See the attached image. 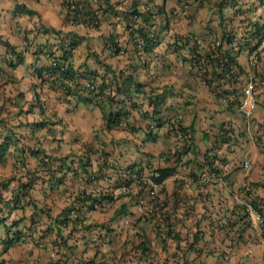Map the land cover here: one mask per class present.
I'll use <instances>...</instances> for the list:
<instances>
[{
    "label": "crops",
    "instance_id": "0c3cea01",
    "mask_svg": "<svg viewBox=\"0 0 264 264\" xmlns=\"http://www.w3.org/2000/svg\"><path fill=\"white\" fill-rule=\"evenodd\" d=\"M108 1L117 4L119 11L132 3L140 12L148 8L159 11L156 24L160 27L167 21L161 44L151 56L135 45L138 40L123 22L112 24L111 19L103 18L98 29L73 26L65 22L62 0H0V41L24 55L22 64L9 68L10 53L0 42V147L4 151L0 159V219H5L0 222V261L264 264V222L255 230L244 213V203H252L264 217V87H258V105L247 122L235 107L218 101L222 93L213 90L210 94L209 87L187 74L190 48L183 42L197 41L204 47L219 30L240 34L245 27L260 26L264 0H227L230 4L220 12L214 7L219 0H204L201 8L194 0ZM19 5L34 15L20 13ZM45 28L84 37L73 53L75 67L86 65L99 75L104 73L102 64L116 73L134 69L132 75L146 85V97L165 92L163 119L172 121L180 116L182 127L191 131L192 146L180 148L168 137L166 126L154 130L155 142L145 140V128L152 121L140 113L151 107L141 94L135 99L140 113L139 109L133 111L130 125L140 131L106 132L97 107L78 104L72 109L74 102L63 104L59 93L40 87L34 68L48 61L33 52L41 45L58 42L53 34H44ZM111 33L120 35L118 42L124 48L118 56L104 48V38ZM176 47L182 48L175 51ZM232 52L245 67V46L240 43ZM260 69L264 71L263 60ZM240 85L242 82L236 86ZM37 123L43 126L37 127ZM227 127L228 136L224 137L220 132ZM14 138L15 145H5L6 139ZM43 154L67 158L66 164L50 162L47 169L41 164ZM85 157L90 158L91 171L96 172L100 165L98 173L103 174L91 184L79 166ZM246 163L248 170L243 169ZM157 168L175 169L160 190L171 208L164 225L139 219L134 202L127 197L103 202L99 210L79 209L83 196L104 195L130 173L140 170L146 174ZM48 171L60 183L51 181ZM10 178L14 180L6 183ZM22 184L27 185L23 190L26 196L12 209L10 200L22 190ZM122 204L128 214L115 218L114 212ZM68 206L78 208L84 216L83 228L77 224L72 230V224L65 228L55 222ZM14 221H20L18 229L26 232V238L2 254L6 227Z\"/></svg>",
    "mask_w": 264,
    "mask_h": 264
},
{
    "label": "trees",
    "instance_id": "16d2710c",
    "mask_svg": "<svg viewBox=\"0 0 264 264\" xmlns=\"http://www.w3.org/2000/svg\"><path fill=\"white\" fill-rule=\"evenodd\" d=\"M73 1H75L74 4H72ZM92 1L93 0H62V5L64 8L63 10L65 12V22L73 26H82L84 24L89 25L90 29H98L103 18H107V20L111 19L112 24H115L118 22H115L112 19L117 17L119 18V22H123L125 24L129 34L133 35L135 40H138V43H135V45L141 48L145 55L151 56L154 52V49L161 44L160 36L161 33L166 29L168 23L166 20H164V25L161 27L156 24L157 14L159 11H151V9L148 8L145 11L140 12L135 3H132L124 11H119L116 9L117 4L112 5L108 0H97V4L95 6L93 5ZM194 1L197 3L198 8L203 6L204 0ZM71 4L73 6L72 10L70 9ZM228 4L230 3H227V0H219L215 3L214 7L218 12H220L221 8ZM262 4V1H260V5ZM16 8L19 9L18 11L20 13L34 15L32 11L25 9L24 6L19 5ZM173 14L176 15L177 12H174ZM93 18L97 19L96 24H92ZM253 25V27H245L244 30L242 29L240 35L242 36L243 41L248 39L250 41L254 40L260 43L264 37V22L261 23L260 26H258V24ZM42 31L44 34H53L57 38L58 42L41 45L33 52L34 56L42 55L48 61L47 65L34 68V76L38 80L40 87L46 86L47 89L59 93L60 102L63 104L71 105V103L74 102L72 109H74L78 104L92 105L97 107L100 110L103 121L102 129L106 132L111 130H130L131 132L140 131L139 127L136 129L130 125H132L135 118L132 115L133 111L139 109L140 113V105L135 99L137 98L138 94H141L142 98L146 99L147 105L151 107L149 111L140 113L143 117L149 118L152 121L145 128V140L148 142H155L157 135L154 133V130L166 126L168 137L171 138L169 134L170 130L174 132L173 134H175L176 137L171 139L174 142H177L178 145H180V148L183 147L187 149L188 147L192 146V138L190 135L191 131H186L187 129L182 127L180 116L176 117L172 121H169L170 119L168 118L167 120L163 119V111L165 109L163 103L167 96L165 92H162L159 95H149L146 97L144 90L146 85L138 82L135 79V77L132 75L134 69H130L128 72L120 71L116 73L110 66L102 64L104 73L99 75L96 71L86 67V65L75 67L73 63V53L83 42L84 37L74 32H63L55 29L45 28ZM230 34H233L231 30L229 33H227V35ZM119 37L120 35L118 33H111L109 36L104 38V48H107L111 56H118L124 52V48L118 42ZM0 42L10 53V61L8 62L9 68L14 69L23 63V52L16 51L15 48L7 42ZM181 48L176 47L174 50L178 51ZM198 51L199 46L194 43L193 46H191L190 55H194ZM223 52L228 57H232V59L237 62L236 57L233 56L234 54L231 48H228ZM209 58H211V56ZM213 62H215L214 59H212V63ZM144 64L142 65L143 67ZM198 84L201 85L199 82ZM121 124H124L125 126L122 128L120 127ZM38 126L42 127L43 123H37V127ZM221 133L222 132H220V134ZM187 134L188 138L183 139L181 137V135L184 137ZM6 140V146L16 144L15 138L12 140ZM2 151L3 150L0 147V159L2 158ZM103 156H105V154H102V157ZM45 159H47V162ZM40 160L42 166L47 167L48 169L50 162H58L59 164L65 165L67 158L60 157L53 159L51 156L43 154L40 156ZM99 160L102 161V158L99 157ZM98 164H100V161H98L97 165ZM79 166L84 174V179L90 184L95 180H99L103 176V174L98 173L101 171L100 165L96 172L90 170L92 168V164L89 157H85L84 160L81 159L79 161ZM66 167L69 168V165H66ZM153 172H157L159 175L154 179V183L161 184L175 172V169L157 168L153 169ZM48 174L51 181L55 180V183H60V180L54 178L49 173V171ZM134 175L139 177L143 174H141L140 170H137L135 173H130L129 176L121 179L119 186L123 184H130L131 178ZM13 180L14 178H10L6 181V183H9ZM26 187L27 185L22 184L20 187L22 190L20 189L21 191L14 195V197H12L10 200L12 209H16L19 205H21L20 197L26 196V193L23 192ZM142 191V188L138 190L140 194ZM113 200L114 198L108 194H100L98 196H83L82 201L84 203L80 205L79 209L81 211H94L95 204H100L102 208L103 202L111 203ZM133 200L134 199L132 198L130 199L132 202ZM76 201H78V199L75 200V202ZM72 212H74V215H72ZM126 214H128L126 205L122 204L121 207H119L114 212V217L116 218ZM84 221V216L79 213L78 208L75 209L73 206H68L63 209L55 219V222L58 225H63L65 228H67L68 224H72V230L74 225L77 224L83 228ZM0 222L4 223L5 219H0ZM19 223L20 221H14L6 227L7 235L1 243L2 254H5L11 247L17 245L18 243H22L25 240L26 232L18 229ZM88 227L89 226H86L85 228ZM61 241L65 244V241L62 237ZM145 252L146 251H141V253ZM2 263L3 262L0 261V264ZM85 264H93V261L86 262Z\"/></svg>",
    "mask_w": 264,
    "mask_h": 264
},
{
    "label": "built area",
    "instance_id": "2783aa9c",
    "mask_svg": "<svg viewBox=\"0 0 264 264\" xmlns=\"http://www.w3.org/2000/svg\"><path fill=\"white\" fill-rule=\"evenodd\" d=\"M93 5L97 4V0H93ZM75 1L72 2L74 4ZM71 4L70 9H73ZM119 21V18L112 19ZM97 19L93 18L96 24ZM89 28V25H82ZM230 29L225 31L219 30L218 34L206 45L200 46L197 41L183 42L191 49L194 43L199 46V51L194 55H189L186 61V70L204 87H209L210 94L214 91L222 93L218 101L226 106L235 107L241 116L247 121H251L258 105L257 90L258 87H264V71L260 69V63L264 61V38L259 43L257 41H243L241 35L231 30L233 34L227 35ZM226 40V41H225ZM246 48L245 67L240 66L232 57L224 54V50L228 48H237L239 44ZM211 56V58H209ZM212 59L215 62L212 63ZM238 82H242L239 87ZM238 87L240 91L235 92ZM121 124L120 127H124ZM170 130V128H169ZM227 127L222 131V135L227 137ZM169 131L170 137L175 138L176 135ZM188 138V134L183 137ZM47 162V159H45ZM243 169L248 170L249 165H243ZM159 175L153 170L149 171L145 176L133 177L131 184H123L117 186L109 195L112 197L117 195H130L134 193L136 186L144 187L141 194L135 193V202L137 212L143 220L151 219L154 223H163L165 218L171 216V208L168 202L160 195L161 184L154 183V179ZM191 183V182H190ZM98 205L95 204L94 208ZM244 213L251 226L255 230L259 224L263 222L261 212L250 203H244Z\"/></svg>",
    "mask_w": 264,
    "mask_h": 264
},
{
    "label": "clouds",
    "instance_id": "9594fccd",
    "mask_svg": "<svg viewBox=\"0 0 264 264\" xmlns=\"http://www.w3.org/2000/svg\"><path fill=\"white\" fill-rule=\"evenodd\" d=\"M264 38V37H263ZM151 171V170H150ZM147 174V173H146ZM146 174H143V175H141V176H139V177H142V176H145ZM133 177H136L135 175L133 176ZM133 177L131 178V182L133 181ZM131 182H130V184H131ZM162 184L163 183H161V187H162ZM119 186V185H118ZM140 188H144V187H140L139 185L138 186H136L135 187V189H134V193L133 194H130V195H117V196H114L113 198H114V200L113 201H115L116 199H118V198H120V197H127V198H129V199H134L133 200V202H134V205H135V207H136V202H135V193L136 194H140L139 192H138V190L140 189ZM161 190V189H160ZM143 192V191H142ZM141 192V193H142ZM109 193L110 192H106V193H104V195H109ZM161 195V194H160ZM162 196V195H161ZM163 197V196H162ZM164 198V197H163ZM165 199V198H164ZM166 200V199H165ZM104 203H106V204H108V202H104ZM250 204H252V203H250ZM98 205V207L97 208H94L95 210H99L100 208H101V205L100 204H97ZM253 206H255L254 204H252ZM260 211V210H259ZM136 214H137V216H138V218L139 219H141V220H143L140 216H139V214H138V212H137V207H136ZM72 215H74V212H72ZM262 215V214H261ZM143 221H151L153 224H155V225H158V226H161V225H164V222L163 223H159V224H156V223H154L151 219H148V220H143ZM164 221H165V219H164Z\"/></svg>",
    "mask_w": 264,
    "mask_h": 264
},
{
    "label": "rangeland",
    "instance_id": "374dc122",
    "mask_svg": "<svg viewBox=\"0 0 264 264\" xmlns=\"http://www.w3.org/2000/svg\"><path fill=\"white\" fill-rule=\"evenodd\" d=\"M182 66V65H181ZM182 70V69H181ZM184 71V70H183ZM174 72H176V71H174ZM186 74V73H185ZM187 74H189V73H187ZM190 75V74H189ZM94 118V117H93Z\"/></svg>",
    "mask_w": 264,
    "mask_h": 264
}]
</instances>
